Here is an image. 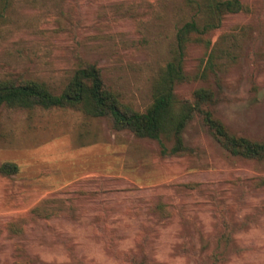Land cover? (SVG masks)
Wrapping results in <instances>:
<instances>
[{"label":"rangeland","instance_id":"obj_1","mask_svg":"<svg viewBox=\"0 0 264 264\" xmlns=\"http://www.w3.org/2000/svg\"><path fill=\"white\" fill-rule=\"evenodd\" d=\"M240 1L209 49L188 47L176 92L211 88L228 129L264 141V0ZM190 19L183 0H15L0 18V80L58 92L81 59L143 112ZM184 141L192 156L162 158L104 118L1 108L0 165L18 172L0 175V264H264V161L229 156L197 119Z\"/></svg>","mask_w":264,"mask_h":264},{"label":"trees","instance_id":"obj_2","mask_svg":"<svg viewBox=\"0 0 264 264\" xmlns=\"http://www.w3.org/2000/svg\"><path fill=\"white\" fill-rule=\"evenodd\" d=\"M14 3L15 0H0V18L13 9ZM183 6L191 13V19L178 28L168 60L153 78L151 103L143 112L121 100L120 94L105 83L96 64L81 59L58 92L37 79L16 76L0 80V109L73 110L87 117L104 118L115 131H129L137 138L157 142L162 158L194 154V150L184 141V133L189 124L197 119L229 156L264 161V141L232 133L216 116L218 97L211 88H197L189 98L181 97L176 92L179 85L189 81L185 72L188 47L194 44L209 49L211 34L221 26L227 15L243 10L241 1L183 0ZM17 172L18 166L14 163L0 165L2 176ZM99 228L103 231V225ZM230 229L226 223V233L221 236L224 243L229 242ZM111 241H108L110 245ZM125 261L140 264L129 254H126Z\"/></svg>","mask_w":264,"mask_h":264}]
</instances>
